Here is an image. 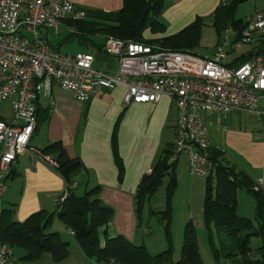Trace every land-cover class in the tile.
Returning a JSON list of instances; mask_svg holds the SVG:
<instances>
[{
  "label": "built area",
  "instance_id": "2783aa9c",
  "mask_svg": "<svg viewBox=\"0 0 264 264\" xmlns=\"http://www.w3.org/2000/svg\"><path fill=\"white\" fill-rule=\"evenodd\" d=\"M85 17V10L70 0H0V106L8 101L11 112L9 119L0 118V213L3 181L16 157L28 150L37 125L36 102L41 94L51 99L53 83L82 103L101 89L116 86L126 89L124 105L156 102L168 95L176 109L170 160L185 155L190 174L196 176H206L212 167L204 115L223 119L236 109L261 113L264 11L247 17L246 27L232 42L233 28L226 27L211 56L108 36L103 55L116 64L113 71L96 67L92 52L53 49L46 36L38 33L49 27L57 32L61 22ZM254 42L257 45L247 59L232 66L224 63L230 45ZM46 159L56 166L50 157ZM259 187L258 182L254 189ZM66 196L65 189L55 201L56 207ZM142 231L147 233V228ZM0 264H15L12 250L1 242Z\"/></svg>",
  "mask_w": 264,
  "mask_h": 264
},
{
  "label": "crops",
  "instance_id": "0c3cea01",
  "mask_svg": "<svg viewBox=\"0 0 264 264\" xmlns=\"http://www.w3.org/2000/svg\"><path fill=\"white\" fill-rule=\"evenodd\" d=\"M70 1L82 9L105 11L117 10L122 5V0ZM222 1L163 0L164 9L159 20L165 24L164 34L174 35L197 17H209ZM252 3L251 13L239 18L245 21L254 12L264 11V0H252ZM43 30L39 29L38 33L47 37V29L45 33ZM223 32L206 56L212 55ZM238 36V31L233 29L229 39L232 42ZM256 45V42L241 44L239 47L230 45L227 50L230 58L226 56L224 63L232 66L247 59ZM100 60L105 61H102L105 65L102 69H115L116 64L112 59L101 54L96 56L95 62ZM125 90L124 86L101 89L88 102L82 103L75 100L70 91L53 83L51 99L42 94L39 96L36 107L41 121L30 138L28 150L16 157L3 181V189L8 184L14 191L11 190L7 200L3 198L2 190L1 204L2 207H14V220L23 221L40 209L48 210L50 203L55 207V201L65 191V181L46 159L49 156L39 153L48 143L60 141L68 155L80 159L84 167L74 177L75 190L79 185L83 191L100 186V199L113 208L107 229L115 232L109 236L122 234L134 242L136 219L133 195L142 175L150 171L162 148L173 145L176 109L168 95H162L156 102H130L124 105ZM259 108L261 113L236 109L226 118L212 114L204 115V120L210 148L220 150L228 165L243 171L255 183L259 182L264 192V93L259 99ZM10 116L11 112L5 116L0 109L1 119H9ZM116 122L121 173L111 145ZM184 158L186 165L185 155ZM179 159L175 163V170ZM177 170L180 174L182 169ZM193 182L198 190L204 186L202 178H193ZM43 197H51L50 202L43 200ZM235 210L244 217L254 216L255 199L244 189L237 190Z\"/></svg>",
  "mask_w": 264,
  "mask_h": 264
},
{
  "label": "trees",
  "instance_id": "16d2710c",
  "mask_svg": "<svg viewBox=\"0 0 264 264\" xmlns=\"http://www.w3.org/2000/svg\"><path fill=\"white\" fill-rule=\"evenodd\" d=\"M242 1L244 0H223L207 17L211 18L218 36L228 26L238 31V35L246 27L247 23L244 19L234 17L235 9ZM162 6L163 0H122V5L117 10L87 8L84 9L86 12L84 19L67 20L64 23L72 28L68 36L76 39L82 51H92L95 57L103 54L104 40L108 36L158 45L169 50L192 52L190 47L197 43L200 26L206 19L204 17H197L174 35L153 39L144 38V31L147 28L151 31L165 30V24L159 20ZM95 35L101 36L103 41H95L93 39ZM260 37H264V34ZM51 47L57 50L56 47ZM37 107L38 125L41 118L38 116ZM111 139L114 159L121 173L122 163L117 151V122ZM172 151L173 145L162 148L150 171L142 175L133 195L136 228L143 230L148 228V220L143 219L144 205L161 186L164 177L167 178L165 208L160 211H148L149 215L157 216L158 223L164 229L167 247L160 252L152 255L143 242L136 244L122 234L108 235L107 226L113 216V208L100 199L98 185L83 191L80 195L75 193V188L72 187L74 177L84 167L80 159L68 155L60 141L48 143L39 150V153L55 161V168L65 181L67 196L54 210L40 209L23 221L14 220L13 206L2 207L0 242L6 244L12 251L15 248L22 249L24 254L20 259L23 261H36L42 254L49 253L53 262L59 263L68 256L69 242L63 240L60 232L54 227V223L58 221L65 230L73 231L71 236L84 255L97 264H203L192 220L184 224L179 257L176 260L172 258L171 197L177 185L176 161L170 160ZM209 159L212 167L204 176L202 215L213 257L216 261L220 256L230 257L239 254L246 258L252 252L248 245L249 237L262 235L264 238V192L261 187L258 190L254 189L256 183L246 173L228 165L223 160L220 150L209 148ZM238 189H244L254 197L253 217L236 214ZM254 221L258 222V228H254ZM213 227L217 232L220 229L226 236L234 238L235 251L227 249L228 245L224 246L225 252L223 248L215 247L212 239ZM261 248L264 249V244ZM252 262L247 259L232 264H252ZM254 262L264 264V253L261 259Z\"/></svg>",
  "mask_w": 264,
  "mask_h": 264
},
{
  "label": "rangeland",
  "instance_id": "374dc122",
  "mask_svg": "<svg viewBox=\"0 0 264 264\" xmlns=\"http://www.w3.org/2000/svg\"><path fill=\"white\" fill-rule=\"evenodd\" d=\"M252 0H244L240 2L234 12V17L238 19L239 17H246L252 11ZM164 9V4L162 6V10ZM195 20V19H194ZM193 20V21H194ZM192 21V22H193ZM203 22V25L200 26L199 36L197 43L190 47V50L198 55L206 56L210 54V51L213 45L216 43L218 39V35L216 33L215 28L212 25L211 18H206ZM191 22V23H192ZM190 24V23H189ZM188 24V25H189ZM185 25L184 27H186ZM183 27V28H184ZM57 32H55L54 27H49L47 29V40L48 43L56 47L58 51L64 53H74L76 51L82 50L80 45H78L77 41L73 37H69L68 35L72 32V28L65 23H60L57 27ZM43 32L45 33V28H43ZM163 31H151L149 28L144 31V38L153 39L160 38V36H171L169 34H164ZM69 37V38H68ZM93 39L97 42H102L103 38L99 35L93 36ZM92 52V51H91ZM230 58V55L227 56V59ZM104 60L96 61L95 65L97 67L103 68L105 65ZM1 113L5 116L10 114L9 110V102L5 101L0 106ZM184 155L180 156L178 160V166L176 167L177 174V185L171 197V218H170V232H171V243H172V258L176 260L179 257L181 242H182V232L184 224L188 220H192L194 223V227L196 230V239L198 250L200 253V257L202 259L203 264H232L234 262H242L243 260H251L252 264H255L254 261L261 259L262 254L264 253V249L261 247L264 244V238L262 235H251L248 240V245L251 247L252 252H250L246 258H243L240 254L237 256L223 257L220 256L218 261H216L213 257L211 244L209 242L207 230L204 225L203 215H202V202L204 197V186L201 187L200 190L197 189L196 185H194L193 178H202L204 176H196L192 175L189 172L188 164L184 163ZM186 166V169H185ZM177 169H182L180 174L177 173ZM167 183V178L164 177L161 186L158 190L150 197L149 201L145 203L143 209V219L144 221L148 220V233L143 234L142 229L138 230L136 228V236L134 239V243L140 244L144 243L148 252L150 254H156L161 250L167 247V240L164 234L163 226L160 225L157 221V216H152L148 214L149 210L160 211L165 208V186ZM83 187L79 185V187L75 190L77 195L82 194ZM3 198L9 199V194L13 188H9L7 184L5 186ZM243 191V190H242ZM244 193V192H242ZM15 194V193H14ZM250 197V196H249ZM253 197V196H252ZM51 197H43V200L50 202ZM254 198V197H253ZM53 202V200H52ZM53 204H49L50 207H46L49 211H52L56 208V206H52ZM56 205V204H55ZM238 215V213L236 212ZM239 216H241L239 214ZM14 218V216H13ZM254 228H258L259 224L257 221L253 223ZM54 227L60 232V236L63 240H67L69 242L68 245V256L59 263L56 264H95L93 259H90L84 255L80 246L73 239V237L68 234L62 224L58 221L54 223ZM112 232H115L113 229L108 231V235ZM213 242L215 247L223 248V252H225L224 246H227V249L231 251H235L234 247V238L230 236H226L222 230H217L213 227ZM102 238V237H101ZM261 248V249H260ZM13 256L15 259V264H55L51 258L49 253H44L42 256L36 261H23L20 257L24 254V251L19 248L13 249Z\"/></svg>",
  "mask_w": 264,
  "mask_h": 264
}]
</instances>
